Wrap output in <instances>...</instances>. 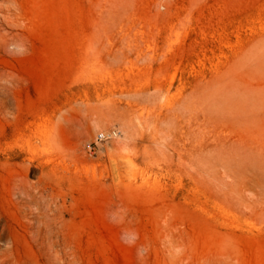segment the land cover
Masks as SVG:
<instances>
[{"label": "rangeland", "instance_id": "1", "mask_svg": "<svg viewBox=\"0 0 264 264\" xmlns=\"http://www.w3.org/2000/svg\"><path fill=\"white\" fill-rule=\"evenodd\" d=\"M0 264H264V0H0Z\"/></svg>", "mask_w": 264, "mask_h": 264}, {"label": "built area", "instance_id": "2", "mask_svg": "<svg viewBox=\"0 0 264 264\" xmlns=\"http://www.w3.org/2000/svg\"><path fill=\"white\" fill-rule=\"evenodd\" d=\"M117 135H118V131L114 128L109 129V130L100 131L95 135L94 144L96 145L98 142L113 138ZM92 147H94V145Z\"/></svg>", "mask_w": 264, "mask_h": 264}]
</instances>
